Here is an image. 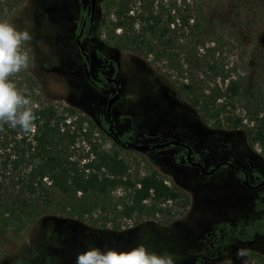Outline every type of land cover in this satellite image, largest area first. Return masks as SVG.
<instances>
[{
    "label": "rangeland",
    "instance_id": "374dc122",
    "mask_svg": "<svg viewBox=\"0 0 264 264\" xmlns=\"http://www.w3.org/2000/svg\"><path fill=\"white\" fill-rule=\"evenodd\" d=\"M119 2L95 0L90 30L81 40L89 75L95 79L100 73L119 82V99L110 110L114 131H129L135 144L169 139H182L191 146L204 143L206 152L220 149L221 158L231 153L235 163L246 158L264 175V152L249 135L251 123L243 120L238 126L227 121L217 112L229 109L223 99L207 106L201 104L203 94L223 90L228 82L204 73L201 62L208 53L197 50L201 39L192 40L186 31L178 32L177 50L160 55L147 52L141 37L135 39L136 44H126L128 33L113 30ZM205 3L211 20L208 31L228 38L224 40L229 44L227 51L222 52L229 75L245 77L247 89L254 84L264 86V0ZM131 5L129 15L137 18L134 29L138 31L141 6L138 2ZM10 11L1 20L27 31L31 37L21 43L20 49L28 56V71L37 87L33 100L52 101L69 121L86 131V136L76 141L77 158L87 152L90 141L100 149L117 152L132 177L156 173L175 190L177 198L146 200L142 212L125 217L121 203L128 198L129 188H115L95 203L78 193L69 202L72 209L67 207L66 212L63 206L67 201L57 197L50 208H40L31 224L0 233V264H75L76 254L87 246L128 250L138 244L149 251L172 253L177 264H193L197 257L212 253L219 256L206 257L202 264H231L238 253H251L264 260V234L242 243L231 237L232 229L220 240L225 245L222 251L212 244L213 237L206 236L217 223L254 217L249 209L252 196L248 189L227 175L219 180L221 188L212 185V178L163 157L166 152L176 151L174 147L141 152L120 146L109 133L105 104L115 89L112 85L98 88L90 83L76 44L80 12L90 16V0H17ZM214 38L210 35L205 40ZM96 50L111 63H102ZM202 79L205 81L199 83ZM146 131L160 136L147 137ZM213 159L219 160L217 156ZM83 200L86 204L81 203Z\"/></svg>",
    "mask_w": 264,
    "mask_h": 264
},
{
    "label": "trees",
    "instance_id": "16d2710c",
    "mask_svg": "<svg viewBox=\"0 0 264 264\" xmlns=\"http://www.w3.org/2000/svg\"><path fill=\"white\" fill-rule=\"evenodd\" d=\"M16 2L17 0H0V20L11 12ZM135 2L141 6L138 31L134 29L137 18L129 15L131 4ZM114 15L113 30L121 29L123 34L128 33L125 35L126 44H136L135 39L141 37L143 48L153 54L176 51L180 46L176 37L178 32L183 34L186 31L192 40L199 37L202 43L197 45V50L208 53L201 62L204 73L220 78L223 83L228 81L223 90L217 88L209 95L203 94L202 106H207L216 99H223L229 109L217 112L238 126H242L243 120L251 123L249 135L264 152V86L254 84L247 89L245 77L232 78L229 75L222 52L227 51L229 44L224 40L228 38L208 31L211 20L205 0H120ZM80 16L87 18L85 11H81ZM77 23L80 26V20ZM78 32L76 29L77 35ZM85 35L86 33L80 39ZM210 35L215 38L206 42L205 38ZM95 55L102 63H111L100 51L96 50ZM96 77L102 79L103 75L97 73ZM90 78L93 79L92 76ZM9 79L28 97L29 106L35 115V126L30 132H22L19 126L12 128L6 122H0V233L12 228L23 229L31 224L39 216L40 208H50L57 197L67 201V205L63 206V211L66 212L67 207L72 209L69 202L78 193L83 198H92L95 203L100 197L106 198L115 188H129L128 198L121 203V214L125 217L142 212L146 200L159 202L177 198L175 190L156 173L132 177L128 172V165L120 159L117 152L100 149L88 139L87 152L77 158L75 144L78 138L86 136V131L78 123L69 121L68 116L60 113L52 101L33 100L37 87L28 71V64ZM204 81L202 79L199 83ZM128 135L129 133H125L124 139ZM81 203L86 204V200ZM85 211L90 212L88 209ZM225 232H229L228 227ZM263 234L264 215L237 226L231 237L247 243ZM218 245L219 251L225 247L220 242ZM218 256L216 253L208 258ZM205 259L200 258L193 264H202ZM263 261V258L251 253H238L232 257L231 264H263Z\"/></svg>",
    "mask_w": 264,
    "mask_h": 264
},
{
    "label": "clouds",
    "instance_id": "9594fccd",
    "mask_svg": "<svg viewBox=\"0 0 264 264\" xmlns=\"http://www.w3.org/2000/svg\"><path fill=\"white\" fill-rule=\"evenodd\" d=\"M27 31L0 20V122L10 127L19 126L22 132L34 128L35 115L29 106L28 97L23 95L9 77L26 68L28 56L21 51L22 42L29 40ZM75 264H177L169 252L149 251L143 244L128 250H116L94 245L87 246L76 254Z\"/></svg>",
    "mask_w": 264,
    "mask_h": 264
},
{
    "label": "flooded vegetation",
    "instance_id": "af4514ba",
    "mask_svg": "<svg viewBox=\"0 0 264 264\" xmlns=\"http://www.w3.org/2000/svg\"><path fill=\"white\" fill-rule=\"evenodd\" d=\"M90 17H91V12H90V16L88 18H85V17L82 18V20L80 22V26L78 27L79 32H78V35H76V39L78 38L81 41L80 37L84 33H86V31L90 30L89 25L92 21V19L90 21ZM80 54L83 57L84 66H86L85 64L87 63L88 58L86 60L85 55H83L81 53V51H80ZM104 64H106V63H104ZM105 76L106 75H103L102 79H98V78L91 79L90 75H89V78H87V77L86 78L90 81V83L93 86L98 87V88H102V87H105L107 85H112L115 89V92H114V94H115L116 88H115L114 84L112 82L106 83L104 80ZM119 88H120V86H119ZM105 106H106V104H105ZM105 116H106V112H105ZM106 119L108 120L107 129H108L109 133H111L113 135L114 139L119 143L120 146L128 148V147H126V144H127V142L131 141L130 140V132L126 131V132H123L121 134H117L113 129V122L111 120V117L106 116ZM125 133H129L127 139H124ZM145 134L147 137H151L153 139H157L160 136V134L158 132L155 136L147 135V131ZM169 140H177L181 143V145H169L165 148H161V149H167L170 147L176 148V151H174L173 153L166 152L163 155V157L170 158V160L172 162L177 163L180 166L185 167L186 169L192 168V169L197 170L198 173L201 174L202 177L212 178V181H213L212 185H215V186L218 185L220 188H221V185L219 183V180H221L223 175H227L231 179H234L239 185H242L244 188L248 189L249 192L251 193L250 196H252V197L248 201L250 203V208H249L250 212L253 213L254 217H252L250 220H247V221L233 220V221H225V222L217 223L216 229H214L213 231L206 234V236H208V237H213L212 244L214 246H219L218 243L221 242L220 240L222 239V237L229 233V232L228 233L225 232V229L227 227L229 228V231H230L232 229H235L237 226H239L241 224H245L247 222H250V221L264 215V183H262V181L264 179V175L258 170V168L254 165V163H252L251 161H249L246 158H240L239 162H238L239 164L235 163V161H234L235 156H233V154H231V153L228 156H226L225 158H221L220 156H222V154H221L222 150H220V149H214L213 151H207L206 152V146L204 143H201V145H197V146H194V145L191 146V145H188L182 139H169ZM169 140H166V141H169ZM223 143H225V142H223ZM145 144L151 145V144H156V143H145ZM157 150H160V149H157ZM157 150L150 149L147 152H152V151H157ZM235 155H236V153H235ZM213 156L214 157L217 156L219 158V160L216 161L215 159H213ZM196 164H199V166ZM217 164H221V165L219 167L215 168ZM200 167H202L204 169L205 173L201 172ZM211 170H213V171L209 172ZM231 172L233 173L232 175H231ZM209 187L212 188L214 186L210 185ZM258 208H260V209H258ZM214 242H216L215 244H217V245H215ZM212 254L208 255V257L211 256ZM206 257H197L196 260H200V258H206Z\"/></svg>",
    "mask_w": 264,
    "mask_h": 264
},
{
    "label": "water",
    "instance_id": "95a60500",
    "mask_svg": "<svg viewBox=\"0 0 264 264\" xmlns=\"http://www.w3.org/2000/svg\"><path fill=\"white\" fill-rule=\"evenodd\" d=\"M90 3H91V17H90V21H91L95 0H90ZM76 44H77L79 50L81 51V53L83 55H85L86 60H87L86 53L83 51L81 41L78 38L76 39ZM83 70H84L85 76L87 78H89V73H88V69L86 68V66L83 67ZM104 80H105L106 83H111L112 82L114 84L115 88H116V93L108 98V100L106 102V106H105L106 116L109 117L110 116L111 107L119 99V95H120L121 90L119 88V82L116 79L108 77V76H105ZM156 134H157V132L147 131V135L155 136ZM169 145H181V143L179 141H177V140H169V141H165V142H162V143H156V144L149 145V144H135V143L129 141L126 144V147L133 148V149H135L137 151H141V152H147L150 149L157 150V149L165 148V147H167ZM196 165L199 166V164H196ZM220 165L221 164H217L215 168L219 167ZM200 168H201V172L205 173L204 169L202 167H200ZM213 170H211L209 172H212ZM262 183H264V179H263Z\"/></svg>",
    "mask_w": 264,
    "mask_h": 264
}]
</instances>
